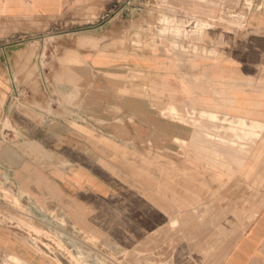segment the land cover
Wrapping results in <instances>:
<instances>
[{
	"label": "crops",
	"instance_id": "crops-1",
	"mask_svg": "<svg viewBox=\"0 0 264 264\" xmlns=\"http://www.w3.org/2000/svg\"><path fill=\"white\" fill-rule=\"evenodd\" d=\"M128 3L0 0V264H40L15 230L25 190L66 220L145 237L175 208L217 204L221 184L264 174V0ZM165 18L190 35L164 33ZM224 119L245 123L251 157ZM237 237L210 264H264V214Z\"/></svg>",
	"mask_w": 264,
	"mask_h": 264
},
{
	"label": "rangeland",
	"instance_id": "rangeland-1",
	"mask_svg": "<svg viewBox=\"0 0 264 264\" xmlns=\"http://www.w3.org/2000/svg\"><path fill=\"white\" fill-rule=\"evenodd\" d=\"M94 18L102 21L101 16ZM164 21L168 27L172 25V28L164 29V33L175 36H189L191 33L177 24L176 19L165 18ZM62 31L65 30H48L44 37L48 40L49 36ZM129 47L142 49L146 46L138 44L137 47V44L130 43ZM47 100L49 103L53 101L48 93ZM197 115L196 110L189 114L195 127L198 126ZM201 117L220 121L218 117L204 113ZM223 122H229L231 128L222 129L230 130L237 139L228 142L240 146L246 158L251 157L252 152L244 143L248 142L245 123H234L226 119ZM262 175L253 181L239 176L236 180L221 184L209 194L211 198H217V204L208 202L189 212L175 208L163 226L145 237L117 236L112 224L107 225L97 219L87 220L84 214H80L79 220H66L55 214L52 208L44 210L38 206L31 191L25 190L29 203L26 200L21 205V201L16 200L15 207L23 217L17 221L15 230L24 236V244L40 264H210L215 258L225 261L228 253H215L213 250L224 249L230 229H237V239L240 240L264 214V204H259L264 201ZM184 213H193L196 220H183ZM214 238L215 244L219 245L215 246ZM3 264L33 263L18 256L7 255L3 257Z\"/></svg>",
	"mask_w": 264,
	"mask_h": 264
},
{
	"label": "built area",
	"instance_id": "built-area-1",
	"mask_svg": "<svg viewBox=\"0 0 264 264\" xmlns=\"http://www.w3.org/2000/svg\"><path fill=\"white\" fill-rule=\"evenodd\" d=\"M7 185L14 190L15 183L11 179H9V178L7 179ZM27 202H28V200L26 201V203Z\"/></svg>",
	"mask_w": 264,
	"mask_h": 264
},
{
	"label": "bare ground",
	"instance_id": "bare-ground-1",
	"mask_svg": "<svg viewBox=\"0 0 264 264\" xmlns=\"http://www.w3.org/2000/svg\"><path fill=\"white\" fill-rule=\"evenodd\" d=\"M175 104V103H174ZM158 257V256H157ZM156 259H158V258H156Z\"/></svg>",
	"mask_w": 264,
	"mask_h": 264
}]
</instances>
